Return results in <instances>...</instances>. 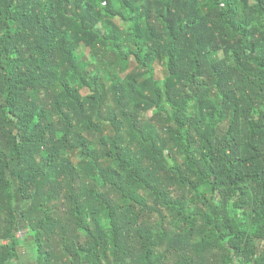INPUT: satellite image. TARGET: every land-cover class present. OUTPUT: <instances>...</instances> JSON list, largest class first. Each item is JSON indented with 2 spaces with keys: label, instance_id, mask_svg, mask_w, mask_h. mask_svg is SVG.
Segmentation results:
<instances>
[{
  "label": "trees",
  "instance_id": "trees-1",
  "mask_svg": "<svg viewBox=\"0 0 264 264\" xmlns=\"http://www.w3.org/2000/svg\"><path fill=\"white\" fill-rule=\"evenodd\" d=\"M28 238L264 264V0H0V264Z\"/></svg>",
  "mask_w": 264,
  "mask_h": 264
},
{
  "label": "rangeland",
  "instance_id": "rangeland-1",
  "mask_svg": "<svg viewBox=\"0 0 264 264\" xmlns=\"http://www.w3.org/2000/svg\"><path fill=\"white\" fill-rule=\"evenodd\" d=\"M118 26L120 27V29L122 30V32H124V34H125V36L127 37L128 35H127V31H126V28L124 27V25L123 24H121V23H119L118 22ZM123 34V35H124ZM152 77L154 78V79H156V80H160V79H162V68H161V66H155V70H153V72H152ZM87 93L86 92H84V91H82V95L83 96H85ZM18 207H17V210H20V209H22L23 208V204L22 203H19L18 205H17ZM25 235H27V232H26V230L24 229V230H22L21 232H19V233H17V237L18 238H23V237H25ZM32 242V240L30 239V238H28L25 242H24V245H23V247L20 249V250H22L23 252L25 251V252H27V258L25 257V255L24 256H21L20 258L23 260V261H26L27 262V264H30V263H28V261L30 260V259H28L29 257L31 258L32 256H31V253H30V251H29V244ZM19 261H16L15 263L16 264H19L18 263ZM31 264H34V262L33 263H31Z\"/></svg>",
  "mask_w": 264,
  "mask_h": 264
},
{
  "label": "crops",
  "instance_id": "crops-1",
  "mask_svg": "<svg viewBox=\"0 0 264 264\" xmlns=\"http://www.w3.org/2000/svg\"><path fill=\"white\" fill-rule=\"evenodd\" d=\"M25 254H26V255H25ZM24 255H25V257L27 258V255H28L27 252H25V251L23 252L22 250H20L19 258H18V261H19L18 263H19V264H27L26 261H23V260L20 258L21 256H24ZM28 259H30V260L28 261V263H30V264L33 263V259H32V257H31V258L29 257ZM15 264H16V263H15Z\"/></svg>",
  "mask_w": 264,
  "mask_h": 264
}]
</instances>
